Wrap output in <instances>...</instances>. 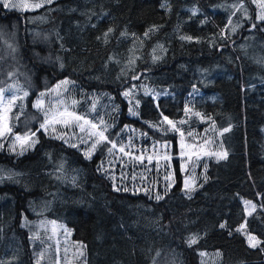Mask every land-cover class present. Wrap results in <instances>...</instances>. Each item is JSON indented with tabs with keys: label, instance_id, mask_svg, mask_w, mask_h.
Instances as JSON below:
<instances>
[{
	"label": "trees",
	"instance_id": "obj_1",
	"mask_svg": "<svg viewBox=\"0 0 264 264\" xmlns=\"http://www.w3.org/2000/svg\"><path fill=\"white\" fill-rule=\"evenodd\" d=\"M244 2L54 0L23 13L0 4L10 46L34 75L31 116L36 96L66 80L74 99L93 93L109 104L111 141L132 128L170 157L132 166L102 142L89 159L38 130L42 115L11 123L16 134L35 132L36 144L21 156L0 148V169L18 175L0 184V264H35L24 214L65 225L84 264H264V21L243 18L244 5L254 9ZM182 140L207 154L191 199ZM42 201L51 208L41 215ZM243 201L255 206L249 215Z\"/></svg>",
	"mask_w": 264,
	"mask_h": 264
},
{
	"label": "rangeland",
	"instance_id": "obj_2",
	"mask_svg": "<svg viewBox=\"0 0 264 264\" xmlns=\"http://www.w3.org/2000/svg\"><path fill=\"white\" fill-rule=\"evenodd\" d=\"M246 1L254 9L251 10L248 5H244L240 11L241 16L243 18H249L251 12H253L254 18L260 21L258 17L261 13H264V8L260 7L262 0H245V2ZM10 2L21 5V7L11 8L4 7L2 3L0 4L7 11H16L20 13L34 12L40 9L31 8V4L37 2V0H10ZM24 5H27V8H25ZM46 5L48 4H45V6ZM36 19L40 20L41 17H37ZM237 26L238 24L236 27ZM13 34L14 33L9 30L7 25L0 24V90H3L5 98L4 103L0 104V116L4 117L3 122L0 123V127H2L3 124H7L11 127V123H14L15 126L26 127L32 125L36 121V118L42 115L43 121L39 124L38 130L53 138L61 137L56 139H62L70 146L76 144V148L84 154L89 152L92 143L100 139L99 136H92L90 138L89 133L103 131L104 136L107 137L106 132L112 126L110 121L112 119L113 110H109L102 105L109 104L104 103V101L101 102V96L88 93L86 96H84V94L80 95V102H84L85 104L82 112L79 113L77 111V101L79 100L73 98L72 94L69 92L70 83L64 84L63 82L66 81L64 80L56 83L49 90L36 96L31 104V108L36 113L40 114L37 117L31 116L28 107V97L32 89L30 85L33 83L34 75L30 74L26 68L19 63L18 53L11 48L9 39ZM58 85L60 86L59 88L57 87ZM25 92H27L26 96L24 95ZM41 94H43V96H41ZM129 95H127V100L133 105L128 98ZM82 96L84 97L81 98ZM13 97H16L14 105L7 102ZM38 99H42V108L40 109L34 107ZM70 113L81 116L83 119L77 121L69 115ZM21 117L23 118L19 120ZM46 120L48 121L46 128H41V125L44 124ZM85 120H87L88 123H85ZM64 121H69L70 123L66 126ZM93 124L96 125L95 128L92 127ZM81 126L84 129L83 131H81ZM32 133L35 134L32 136V140L36 141L35 132H28L20 135L16 134L11 127V133L6 132L4 137L0 138V145H3V147L0 148L5 149L11 155L21 156L19 154L21 152V141L15 140V136L19 135L23 137L25 135H31ZM81 140L85 142H81ZM115 143L117 147L112 149L116 153V156L119 157L120 155L121 159H129L132 166L133 164L131 162L133 161L145 162L147 165L157 163L158 166H160L162 161L166 160L165 156H167V154L160 150L157 144L132 128H126L123 133L118 136ZM182 143L184 145L183 148L181 147ZM35 144L36 142L31 146H27L22 155L31 150ZM10 145H14V151ZM179 146L180 151L178 152V157L183 159L182 165L184 166V170L182 172L185 173L184 188L185 181L187 180L188 188L192 190L195 184L194 177L197 176L196 171L199 167V162L204 159L207 154L203 148H199L193 142L187 143L182 140ZM120 149H123V151ZM94 151L95 150L90 152V156ZM182 152L183 155H181ZM2 170L3 172L0 174L5 176L11 174L13 178L11 180L4 179L0 184L8 183L13 185L18 181V175L13 171L5 168ZM243 206L247 215L254 210L252 207L253 204L248 201H243ZM50 208V202L42 201L37 205V208H34V211L42 215ZM20 220L22 229L29 232L28 240L35 264H84V254L81 255V253H84L83 246L71 239V231L65 225L52 221L50 222L45 218L31 220L25 214ZM3 228L2 226L0 227L1 242L5 235ZM242 234L245 236L248 244L249 237H254L244 231H242ZM11 239H13V236H10L8 241H11ZM257 242L255 237L251 241V243L258 246Z\"/></svg>",
	"mask_w": 264,
	"mask_h": 264
},
{
	"label": "snow or ice",
	"instance_id": "obj_3",
	"mask_svg": "<svg viewBox=\"0 0 264 264\" xmlns=\"http://www.w3.org/2000/svg\"><path fill=\"white\" fill-rule=\"evenodd\" d=\"M52 2H53V0H37V2L31 4V8L32 9H38V8L44 7L45 4H51ZM0 3H2L4 5V7H11V8L21 7V5H18L16 3H12V2H10V0H0ZM24 7L27 8V5H24ZM240 7H243V5H240ZM260 7L261 8H264V0H262V2L260 4ZM234 14L235 13H233V15ZM258 19L261 20V21H264V13H261L259 15ZM229 24H231V18L229 19ZM253 27H255V25H253ZM233 30H235V29H233ZM109 31H111V29H109ZM146 35H147V33H146ZM181 39L191 40L192 38L191 37H181ZM63 83L64 84H67L68 81H64ZM57 87L59 88L60 86L58 85ZM24 95L26 96L27 95V92H25ZM124 95L127 96V95H129V93L125 92ZM41 96H43V94H41ZM4 100H5V98H4V95H3V90H0V104H3L4 103ZM15 100H16V97H13L12 99L8 100L7 102L9 104L14 105L15 104ZM34 107H36L38 109L42 108V99H38L37 102H36V104L34 105ZM187 111H188V109H186V113H187ZM132 114H135V113L133 112ZM69 115H71L73 117V119H75L77 121L83 119V117L78 116V115H74L72 113H70ZM164 119H165V122H167L168 124L172 125L173 128L175 127V124H174L173 121H169L167 119V117H165ZM3 120H4V117L3 116H0V123H2ZM84 122L85 123H88L87 120H85ZM64 123L67 126L70 122L69 121H64ZM180 123H184V121H180ZM47 124H48V121L46 120L45 123L41 125V128H46V125ZM92 127L95 128L96 125L93 124ZM83 130L84 129L81 126V131H83ZM225 131H227V129ZM6 132L7 133H11V127L9 125H7V124H3V126L0 127V138H3ZM34 135L35 134L32 133L31 135H25L23 137H21L19 135L15 136V140L21 141V145H20L21 146V152L19 153L20 155L23 154V152L26 150V147L27 146H31L32 144H34L36 142V141L32 140V136H34ZM181 135H183V133H181ZM189 135H191V133H189ZM89 136H90V138L92 136H99L100 139L95 140L92 143L89 152H86L85 153L86 158H89V159L91 158L90 157V152L93 151V150H95L96 147L98 146V144H100L101 142L111 143L112 148H116L117 147V145H116V143L114 141H111L108 137H105L104 136V132L103 131L96 132V133H89ZM56 138H61V137H56ZM81 142H85V141L81 140ZM71 146L72 147H77L76 144H72ZM0 147H3V145H0ZM10 147H12L13 151L15 150L14 145H10ZM181 147L182 148L184 147L183 143H182ZM120 150L123 151V149H120ZM109 151L111 152V149H109ZM181 155H183V152L181 153ZM224 155L226 156V153ZM165 159L166 160H170V157L169 156H165ZM181 170L182 171L184 170V166L183 165L181 166ZM2 172H3V170L0 169V173H2ZM12 178H13V176L11 174L10 175H7V176H5L3 174H0V182H2L4 179L11 180ZM165 179L166 180L169 179V176H166ZM168 187H170V185H168ZM185 189L187 190L186 194L188 195V198L191 199V195H190L191 189L188 188V181L187 180L185 181ZM155 199L157 201H159V200L163 199V196L162 195H157L155 197ZM252 207L254 208L255 206L253 205ZM221 227H224V225H221ZM241 227L243 228V225ZM253 239H254V237H249V246L250 247H255L256 246L255 244L251 243V241ZM194 243H196V238L195 237H193V238L190 239L189 245L191 246V244H194ZM262 251H264V249H262ZM81 255H83V253H81Z\"/></svg>",
	"mask_w": 264,
	"mask_h": 264
}]
</instances>
